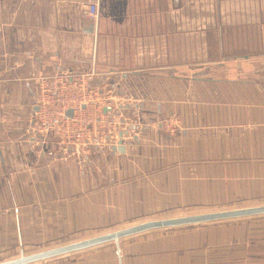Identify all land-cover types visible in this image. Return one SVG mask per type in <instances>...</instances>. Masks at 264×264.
Segmentation results:
<instances>
[{"label":"crops","instance_id":"1","mask_svg":"<svg viewBox=\"0 0 264 264\" xmlns=\"http://www.w3.org/2000/svg\"><path fill=\"white\" fill-rule=\"evenodd\" d=\"M92 66L112 127L99 144L61 146L32 121L37 77ZM261 201L264 0H0V256ZM43 264H264V215Z\"/></svg>","mask_w":264,"mask_h":264},{"label":"built area","instance_id":"2","mask_svg":"<svg viewBox=\"0 0 264 264\" xmlns=\"http://www.w3.org/2000/svg\"><path fill=\"white\" fill-rule=\"evenodd\" d=\"M87 13L98 17L97 4L89 5ZM97 75L89 72H62L37 77L32 121L45 132L52 133L61 146L99 144L110 126L107 116L114 109L112 102L92 86ZM82 106H85L82 108ZM72 110V116L67 111ZM164 132L173 135L180 130V120L168 116L160 123Z\"/></svg>","mask_w":264,"mask_h":264},{"label":"water","instance_id":"3","mask_svg":"<svg viewBox=\"0 0 264 264\" xmlns=\"http://www.w3.org/2000/svg\"><path fill=\"white\" fill-rule=\"evenodd\" d=\"M207 11L209 21L213 22L215 20L214 4H208ZM238 59H242V57H239ZM84 107L85 106H82V108ZM67 116H72V110L67 111ZM122 136L123 134L119 135L120 138H122ZM114 150L120 153L123 152V149L119 147L115 148ZM262 215H264V205L183 216L177 218L152 220L100 236H95L93 238H89L79 242L65 244L56 248L41 251L27 256L23 255L15 259L2 262L0 264H34L38 262H45L47 260L66 256L72 253L91 249L108 243L118 244L119 241L122 239L158 229L192 226L198 224L242 219Z\"/></svg>","mask_w":264,"mask_h":264},{"label":"rangeland","instance_id":"4","mask_svg":"<svg viewBox=\"0 0 264 264\" xmlns=\"http://www.w3.org/2000/svg\"><path fill=\"white\" fill-rule=\"evenodd\" d=\"M261 204H264V201L257 202L254 204H252V203H250V204L249 203L236 204L233 206L226 207L225 209L246 208V207H252V206L261 205ZM192 213H196V212L188 211V212H183L182 214L189 215ZM236 220H242V219H236ZM127 227H129V225L125 226V228H127ZM121 229H123V228H121ZM100 234H102V233L99 232V233H94L91 235H83V236L80 235L78 237L71 238V239L64 240V241L57 242V243L44 244V245H40L39 247H34V248H27V249L22 248V249H19L18 251H12L11 253H9L7 255L0 256V263L18 258V257L23 256V255L27 256V255L38 253L41 251L56 248V247H59V246L65 245V244L73 243L75 241L83 240V239H86V238L91 237V236L95 237V236H98ZM122 240H124V239H122ZM112 244H114V243H112ZM34 264H43V262H38V263H34Z\"/></svg>","mask_w":264,"mask_h":264}]
</instances>
